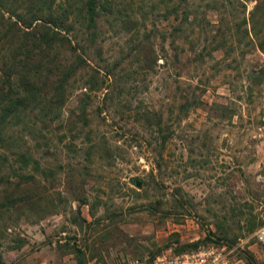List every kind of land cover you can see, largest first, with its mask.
Masks as SVG:
<instances>
[{
  "label": "rangeland",
  "instance_id": "obj_1",
  "mask_svg": "<svg viewBox=\"0 0 264 264\" xmlns=\"http://www.w3.org/2000/svg\"><path fill=\"white\" fill-rule=\"evenodd\" d=\"M208 1L223 7L202 0L205 20L187 43H176L179 59L158 58L141 72L127 58L132 33L107 23L110 16L98 19L90 63L125 57L115 69L120 84L75 88L61 116L47 115L28 131L43 170L38 186H29L39 201L5 207L0 197V264H116L119 254L148 264L167 248L209 243L235 246L244 264H264L253 235L264 224V151L249 138L264 98V10L249 21L254 0ZM150 21L141 29L147 42L158 57L173 54L160 39L167 21L155 28ZM80 104L86 120L74 122Z\"/></svg>",
  "mask_w": 264,
  "mask_h": 264
},
{
  "label": "trees",
  "instance_id": "obj_2",
  "mask_svg": "<svg viewBox=\"0 0 264 264\" xmlns=\"http://www.w3.org/2000/svg\"><path fill=\"white\" fill-rule=\"evenodd\" d=\"M254 1L249 21L254 11L259 8L264 10V0ZM201 4L202 0H130L125 5L117 4L116 0H0L1 206L39 201L36 198L40 194L30 193L29 186H38L43 170L38 144L32 141L36 138H31L28 131H33L37 123L42 124L47 115L58 117L75 88L94 92L107 80L109 84L104 87L107 90L120 84L117 82L121 76L115 73V69L125 57L119 56L101 67L90 63L88 50L95 45L100 34L98 19L110 16L106 19L107 23L115 22L132 33L127 58L131 56L132 63L141 72L153 68L156 63L158 65V58L164 61L168 57L179 59L176 43H187L196 21L205 20ZM203 5L218 10L223 7V2L205 0ZM199 13H202L200 18ZM148 19H151L154 28V21H167L169 28L160 32V39L168 41L173 54L158 57L147 42L148 37L141 29H146L145 21ZM246 19L242 16L241 23L245 24ZM250 28H243L245 36L249 35ZM217 31L223 36L219 28ZM225 41L221 38L214 49L224 45ZM94 49L99 53L100 48ZM179 51L183 52L184 48ZM84 75L87 77L84 78ZM82 94L88 97L85 92ZM78 109L80 112L74 115V122L86 120V104H80ZM13 127L25 128L22 131L27 136L21 134L22 131L19 136ZM24 137H29L28 142ZM95 148H101L106 159L113 158L108 146L100 144ZM6 167L11 170L16 182L10 178L9 172L4 171ZM129 181L140 187L136 178H129ZM193 247H196L195 244L174 251Z\"/></svg>",
  "mask_w": 264,
  "mask_h": 264
},
{
  "label": "built area",
  "instance_id": "obj_3",
  "mask_svg": "<svg viewBox=\"0 0 264 264\" xmlns=\"http://www.w3.org/2000/svg\"><path fill=\"white\" fill-rule=\"evenodd\" d=\"M249 138L255 145H260L264 151V98L260 104L255 122L251 125ZM264 184V156L262 161ZM254 238L264 247V224L255 230ZM40 264H44L41 262ZM116 264H141L136 256H116ZM148 264H244L235 253V246L225 243H209L198 245L181 251H174L167 248L155 254Z\"/></svg>",
  "mask_w": 264,
  "mask_h": 264
}]
</instances>
